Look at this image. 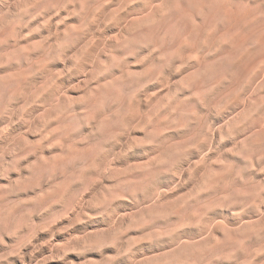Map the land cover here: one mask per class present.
I'll use <instances>...</instances> for the list:
<instances>
[{
    "label": "clouds",
    "instance_id": "9594fccd",
    "mask_svg": "<svg viewBox=\"0 0 264 264\" xmlns=\"http://www.w3.org/2000/svg\"><path fill=\"white\" fill-rule=\"evenodd\" d=\"M0 264H264V0H0Z\"/></svg>",
    "mask_w": 264,
    "mask_h": 264
}]
</instances>
